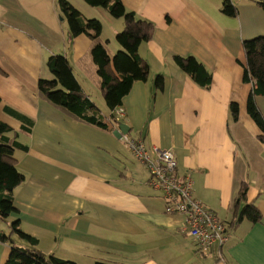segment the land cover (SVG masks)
I'll use <instances>...</instances> for the list:
<instances>
[{
    "label": "crops",
    "instance_id": "0c3cea01",
    "mask_svg": "<svg viewBox=\"0 0 264 264\" xmlns=\"http://www.w3.org/2000/svg\"><path fill=\"white\" fill-rule=\"evenodd\" d=\"M68 1L83 17L102 18L99 40L110 55L120 48L112 38L123 18L110 21L106 7ZM121 1L152 23L151 37L137 50L149 71L110 109L90 54L91 36L70 35L58 0H0V119L12 127L9 138L27 145L13 150L24 179L14 189L17 211L10 218L38 240L34 246L21 238L14 244L75 264H264V140L247 112L255 82L243 81L242 44L264 34V10L258 0H228L231 15L221 9L225 0ZM105 20L115 24L111 34L104 31ZM53 54L66 57L94 105L87 113L105 127L39 94V78L52 77L46 60ZM175 54L201 60L212 74L209 86L177 68L170 59ZM157 74L163 75L161 86ZM254 99L264 119V94ZM121 135L172 150L177 176L189 172L196 196L225 222L223 242L198 249L184 216L166 211V198L148 184L145 165ZM247 204L260 212L257 221L241 214ZM8 251L0 240V264Z\"/></svg>",
    "mask_w": 264,
    "mask_h": 264
},
{
    "label": "trees",
    "instance_id": "16d2710c",
    "mask_svg": "<svg viewBox=\"0 0 264 264\" xmlns=\"http://www.w3.org/2000/svg\"><path fill=\"white\" fill-rule=\"evenodd\" d=\"M85 1L91 5L106 7L111 15L124 19L123 28L115 33V39L120 45V49L110 55L105 43L99 40L102 27L100 20L85 18L68 0H58L61 13L68 23L70 35L76 36L85 32L91 36L90 54L96 65L103 98L106 105L110 109H114L115 106L121 104V98L129 91L133 81L147 79L148 64L139 56L137 50L142 41L151 37L153 26L151 22L137 18L133 11L127 10L121 0ZM258 3L264 10V0H258ZM221 9L226 14L235 13L234 6L228 0L223 2ZM242 44L246 59L243 81L254 80L255 82L247 100V112L261 131L259 138L264 140V119L254 99V95L264 94V34L244 39ZM170 59L197 85L208 87L211 83L212 74L210 70L193 54H175ZM46 65L52 73V77L39 78L37 86L39 94L51 104L62 108L76 118L96 126L105 127L106 124L96 114L87 113V110L94 105L75 78L66 57L61 54L50 55L46 60ZM162 78V74L156 75V85L161 86ZM6 109L7 113L15 118L26 119L24 115L15 110L8 107ZM231 114L233 118H236L237 105L235 103H231ZM11 129L9 124L0 119V218L8 219L10 233L17 234L19 238L34 246L38 242L37 238L22 230L17 218H10V214L17 211L13 204L14 189L24 179V175L16 167L13 150L16 147L27 149V145H23L6 135ZM244 190L245 186H241L239 197H243ZM241 214L246 215L252 221H257L261 216L253 204L245 205ZM7 238L9 235L0 231V240L6 241ZM5 264L75 263L54 254L43 255L33 248L12 244L9 247Z\"/></svg>",
    "mask_w": 264,
    "mask_h": 264
},
{
    "label": "built area",
    "instance_id": "2783aa9c",
    "mask_svg": "<svg viewBox=\"0 0 264 264\" xmlns=\"http://www.w3.org/2000/svg\"><path fill=\"white\" fill-rule=\"evenodd\" d=\"M121 137L148 170V184L166 198V211L184 216L186 234L198 249L206 252L214 242H223L227 237L225 222L196 196L189 172L181 177L177 176L172 150L147 146L139 138H128L125 135Z\"/></svg>",
    "mask_w": 264,
    "mask_h": 264
},
{
    "label": "rangeland",
    "instance_id": "374dc122",
    "mask_svg": "<svg viewBox=\"0 0 264 264\" xmlns=\"http://www.w3.org/2000/svg\"><path fill=\"white\" fill-rule=\"evenodd\" d=\"M57 1V0H56ZM82 2H84V1H82ZM86 2V1H85ZM85 4H88V3H85ZM94 8H98V10L99 11H101V9H104L103 7H100V6H98V7H94ZM105 10V9H104ZM109 14V13H108ZM108 16H110L109 18H112L110 21H113V20H115V19H118L117 17H114V16H112V15H108ZM121 19L120 20H122V17H120ZM100 19H102V18H99V20ZM101 21V20H100ZM102 21H104V20H102ZM110 21H106L105 20V22H103L104 23V25H105V27H104V31H105V33L106 32H108V33H112V31H111V29H109L110 27H115V24L113 23V22H110ZM109 29V30H108ZM122 29V28H121ZM120 29V30H121ZM115 33L116 32H114L113 33V38H112V40H113V42H114V44L115 45H118V43H117V41H116V39H115ZM118 49H120V48H115V51L114 52H116ZM113 52V53H114ZM148 171V170H147ZM195 194H196V188H195ZM0 229H1V231L3 232V233H5V234H7V235H9V238H7L6 239V243H7V245H8V247H10L12 244H14L15 242L16 243H22V241L21 240H19L20 238L17 236V234H15V233H10V227H9V224H8V219H2V218H0ZM8 255V254H7Z\"/></svg>",
    "mask_w": 264,
    "mask_h": 264
},
{
    "label": "water",
    "instance_id": "95a60500",
    "mask_svg": "<svg viewBox=\"0 0 264 264\" xmlns=\"http://www.w3.org/2000/svg\"><path fill=\"white\" fill-rule=\"evenodd\" d=\"M119 127H120L121 131L124 132V130L122 128L126 127V125L124 123H119Z\"/></svg>",
    "mask_w": 264,
    "mask_h": 264
}]
</instances>
